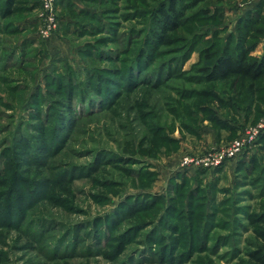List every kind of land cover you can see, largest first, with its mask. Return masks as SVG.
Listing matches in <instances>:
<instances>
[{"label":"rangeland","instance_id":"1","mask_svg":"<svg viewBox=\"0 0 264 264\" xmlns=\"http://www.w3.org/2000/svg\"><path fill=\"white\" fill-rule=\"evenodd\" d=\"M169 0H40L0 17V264H239L264 209V77L209 81L264 0H206L154 41ZM187 4L186 1L182 2ZM255 54L264 34L252 31Z\"/></svg>","mask_w":264,"mask_h":264},{"label":"trees","instance_id":"2","mask_svg":"<svg viewBox=\"0 0 264 264\" xmlns=\"http://www.w3.org/2000/svg\"><path fill=\"white\" fill-rule=\"evenodd\" d=\"M28 1L0 0V17L8 19L15 16L23 11L25 3ZM184 1L187 4L183 5ZM204 1L206 0H169V2L160 5L155 17L154 41L161 44L170 43L166 34L181 25L185 15L184 10ZM260 18L258 13L247 17L244 38L237 43L236 50H225L216 57L207 73L209 81L243 79L250 82L249 89L252 94L259 91L258 81L264 77V48L260 54H255L258 42H248V39L252 31L264 34L263 28H255L261 22ZM260 136L264 137V132ZM247 220L254 237L248 239L247 247L239 259V264H264V209L248 213Z\"/></svg>","mask_w":264,"mask_h":264},{"label":"built area","instance_id":"3","mask_svg":"<svg viewBox=\"0 0 264 264\" xmlns=\"http://www.w3.org/2000/svg\"><path fill=\"white\" fill-rule=\"evenodd\" d=\"M56 0H41L42 6V34L49 36L56 27V16L54 6ZM264 132V115L256 125L249 127L241 136L234 138L229 144L220 150L210 152L201 156L185 155L181 160L182 166H216L224 159L239 155L245 148L250 147Z\"/></svg>","mask_w":264,"mask_h":264},{"label":"crops","instance_id":"4","mask_svg":"<svg viewBox=\"0 0 264 264\" xmlns=\"http://www.w3.org/2000/svg\"><path fill=\"white\" fill-rule=\"evenodd\" d=\"M264 43V42H263Z\"/></svg>","mask_w":264,"mask_h":264}]
</instances>
